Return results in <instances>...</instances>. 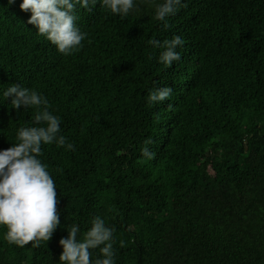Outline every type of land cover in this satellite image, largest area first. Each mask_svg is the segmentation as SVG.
<instances>
[{"label":"trees","instance_id":"obj_1","mask_svg":"<svg viewBox=\"0 0 264 264\" xmlns=\"http://www.w3.org/2000/svg\"><path fill=\"white\" fill-rule=\"evenodd\" d=\"M19 1L0 0V91L46 95L75 150L46 145L41 157L61 227L36 248L0 229V264H59L67 227L83 232L95 215L116 228L118 264H264V0H185L167 29L144 5L121 19L98 3L80 9L88 36L67 57ZM176 35L182 59L168 68L147 42ZM165 86L169 100L149 104ZM10 103L0 96V150L33 116Z\"/></svg>","mask_w":264,"mask_h":264},{"label":"clouds","instance_id":"obj_2","mask_svg":"<svg viewBox=\"0 0 264 264\" xmlns=\"http://www.w3.org/2000/svg\"><path fill=\"white\" fill-rule=\"evenodd\" d=\"M8 3L13 5L16 0H8ZM98 3L121 19L138 14L140 5H144L154 11V19L164 29L170 27L169 18L187 6L185 0H22L18 11L22 16L30 13L27 23L67 57L79 53L88 36L78 24L80 9L91 12ZM16 22L12 19L11 25ZM147 43L155 49H163L158 62L165 67L170 68L182 59L177 48L183 47L184 41L179 35L163 41L150 39ZM172 93L171 86L149 90L148 103L162 104ZM0 96L4 101L10 98L12 109L17 112L21 108L33 111L31 122L16 130V142L0 150V229H6L4 239L9 245L24 248L31 242V247H40L61 227L57 185L48 165L41 159L44 146L55 145L74 151L75 145L63 135L62 118L55 114L42 92L13 84L0 91ZM151 143L146 141L141 149L148 160L154 158L147 146ZM67 233V237L59 240L62 247L59 264H118L116 228L101 215H95L83 232L81 225L73 222L67 227ZM119 245L126 247L122 240Z\"/></svg>","mask_w":264,"mask_h":264}]
</instances>
